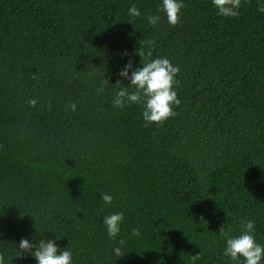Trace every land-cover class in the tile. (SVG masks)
<instances>
[{
  "label": "trees",
  "instance_id": "trees-1",
  "mask_svg": "<svg viewBox=\"0 0 264 264\" xmlns=\"http://www.w3.org/2000/svg\"><path fill=\"white\" fill-rule=\"evenodd\" d=\"M159 3L0 0L6 264H36L16 256L21 239L56 240L72 264H236L217 233L248 219L264 244V0H241L231 18L211 0H184L175 26ZM141 49L179 67L180 103L159 125L145 126L138 105H112L117 69L139 65ZM113 212L124 221L109 239L102 219Z\"/></svg>",
  "mask_w": 264,
  "mask_h": 264
},
{
  "label": "clouds",
  "instance_id": "clouds-1",
  "mask_svg": "<svg viewBox=\"0 0 264 264\" xmlns=\"http://www.w3.org/2000/svg\"><path fill=\"white\" fill-rule=\"evenodd\" d=\"M211 4L217 15L231 18L239 13L241 0H211ZM184 7V0H160L158 12L163 13L167 23L175 26L179 20V14ZM258 11L264 14V4L258 5ZM130 17H139L140 9L135 5L128 8ZM151 26L157 25L160 15H146L144 17ZM126 54V53H125ZM140 57L139 65L134 66L129 60L116 71L120 78L116 81L117 88L114 89L112 105L115 108L123 109L130 104L140 106L141 117L145 126L153 123L162 124L169 117L173 116L174 106L179 105L180 100L174 87L179 67L174 65L167 57H152L151 51L145 52L141 49L135 53ZM126 80V85L121 81ZM105 84L108 80L105 79ZM103 86L97 89L102 92ZM36 100L28 101L30 106H35ZM75 110V104L69 105ZM100 199L105 205H111L113 198L108 193H101ZM124 221L122 212H113L102 219V225L106 230L109 239H115L121 231V224ZM256 224L252 219L243 220L239 225L238 234L231 235L232 227L222 223L218 230V235L224 238L223 255L236 264H264V244L257 242L255 238ZM131 235L138 237V228H132ZM58 239V238H57ZM123 244V241H118ZM18 249L17 257L22 253H28L34 258L36 264H72L73 253L69 247L59 248L56 240H41L39 244L33 243L29 239H21L16 244ZM63 249V250H61ZM112 254L117 258L121 257V247H113ZM199 258V253L193 255V259ZM0 264H6V259L0 256Z\"/></svg>",
  "mask_w": 264,
  "mask_h": 264
}]
</instances>
